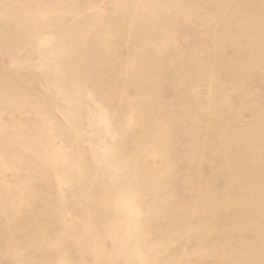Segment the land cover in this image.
I'll return each instance as SVG.
<instances>
[{
    "label": "bare ground",
    "instance_id": "bare-ground-1",
    "mask_svg": "<svg viewBox=\"0 0 264 264\" xmlns=\"http://www.w3.org/2000/svg\"><path fill=\"white\" fill-rule=\"evenodd\" d=\"M19 1L27 11L26 21L16 30L0 28V45L12 57L27 50L28 44L40 49L38 61L44 72L39 78L56 86L48 102L58 105L62 116L76 127L82 118L96 120L107 129L111 143L105 146L104 158L99 154L86 174L70 157L72 151H61L52 143L54 138L45 127L29 132L27 123L17 118L16 113L24 109L39 111L43 102L22 95L23 84L12 72L1 69L0 104L5 109L0 113V157H9L4 153L7 144L18 142L32 153L44 150L43 163L31 160L32 172L50 187L67 185L69 195L56 191L44 198L41 191L32 190V178L18 180L16 191L11 187L0 190V249H14L17 240L34 243L28 264H167L174 259L166 253L167 241L189 220L195 224L192 233H218L219 250L238 264H264V241L252 240L257 226L253 220L246 221L264 197L256 189L251 191L257 194L247 190L252 179L251 185H264V149L254 141L257 124L256 137L260 132L264 135V94L254 90L264 91L260 79L264 0H256L259 5H252L251 0H227L223 7L215 6L214 0H44L45 5L40 0ZM100 1L105 3L103 13L96 10ZM138 11L146 13L137 19ZM214 11L221 13L218 20L210 16ZM94 31L96 39L92 40ZM181 31L186 32L185 41ZM53 32L60 37L54 38ZM39 33L48 36L50 44ZM106 34L104 45L109 51L98 48V35ZM193 34L196 41H187ZM112 48L119 52L118 59L105 66L91 58L96 49V55L108 57L106 52ZM28 63L25 74L32 79V61ZM154 63L160 65L158 76L153 75ZM163 76L175 80L172 100L158 97L156 77ZM128 88L136 90L135 100L126 96ZM251 100L256 103L253 107ZM242 109H250L252 115L239 126ZM170 113L173 119L168 118ZM256 117L262 120L257 123ZM206 120L209 131L203 130ZM161 121L165 127L159 135L154 132ZM129 137L134 141L127 144ZM219 140H224L228 153L218 154ZM51 143L55 147L48 155ZM210 152L224 168L219 162H208ZM150 158L153 163L148 165ZM233 159L237 164H232ZM241 159L242 164L238 163ZM213 172L219 176L211 177ZM213 187L226 195L211 197L208 191ZM69 213L71 219L65 215ZM17 215L29 218L26 227L19 225ZM224 217L228 223L221 230L215 222ZM235 229L238 242L229 239ZM105 243L111 249H105ZM234 251L236 256H232ZM44 253L57 260H42ZM3 256L0 253V259ZM219 257H211L210 263L222 264Z\"/></svg>",
    "mask_w": 264,
    "mask_h": 264
},
{
    "label": "rangeland",
    "instance_id": "rangeland-1",
    "mask_svg": "<svg viewBox=\"0 0 264 264\" xmlns=\"http://www.w3.org/2000/svg\"><path fill=\"white\" fill-rule=\"evenodd\" d=\"M226 1L227 0H214V5L217 7H223ZM39 2L42 5H45L44 0H40ZM255 2L256 0H251L252 5L253 4L259 5V3H255ZM96 10L98 12L103 13L105 10V3L103 1L98 2L96 5ZM145 13H146L145 11H138V15L136 16V18L138 19L141 16H144ZM32 14L37 15V12L32 11ZM27 15L28 14H27L25 7H23V3L20 2L19 0H0V28L6 29L9 27L10 29L16 30L17 26L21 25L23 21H26ZM133 15H134V12L132 13V16ZM220 15L221 13L218 11H214L213 13L210 14V16H213L214 19L216 20L219 19ZM258 17L260 18L259 13H258ZM7 18L9 19V22ZM57 22H60V21L57 20ZM7 23H10V25L6 26ZM141 27L146 28L144 25ZM190 31L192 30L190 29ZM7 32H8V35L12 33L9 31ZM181 33L182 34L180 35L182 36V39L185 41L186 36L183 37V35L186 34V32L181 31ZM1 36L2 37L6 36L5 32H2ZM38 36L40 37V39L41 37H43V39L46 40L47 43L50 44L51 41L49 42L48 36H45V35L42 36V33H39ZM52 36L54 38L55 36L60 37V34L57 32L55 34L53 32ZM108 36L109 35L107 34L106 36L98 35V39H99L98 48L99 49H102L105 51L110 50V48L107 45H104V40ZM101 37H102V40H101ZM93 38L96 39V31H94L92 34V40ZM196 39H197L196 35L193 34L187 39V41L195 42ZM113 40L117 42V38H114ZM181 40L180 42H182ZM94 45L95 43H91V46H94ZM26 48L27 50L22 49L19 55L12 57L10 56V53L8 52V50L5 49L4 46L0 45V70L4 69V71L12 72L14 79L23 84L24 89H23L22 95L27 96L28 99L31 101H33L34 99H40L43 102V107L39 111L35 112L31 110L30 108L24 109L21 112L16 113V116L20 121L27 123L28 127H26V129L29 132H32L34 128L38 126L45 127L47 134L50 135L52 138H54V141L52 143L55 142L56 147H59L61 151L67 150L68 153L72 151L73 154L72 155L70 154V157H73L75 160H77L79 166L82 169H85L86 174H87V169L89 167H92V165L96 163L99 157V154H100L101 160L104 158V155L102 153L105 151V146L107 143H111V141H109L110 140L109 133L107 129L104 126H100V124L96 120L89 122V120L86 118L85 119L82 118L81 119L82 124L80 125V127H79V124H78V127H76L74 124L68 121L64 115L62 116V112L57 108L58 105H55L54 103L53 105H51L50 102H48L53 96L52 94L56 93V89H55L56 86L48 82L47 79L44 80L42 78H39L42 75V72H44V69L41 67L40 62L38 61L41 58V54H42L41 50L36 48L34 44H28ZM190 48H192V46ZM96 50L91 53V58L93 60H96V62L103 64L104 66L107 65V63H111V59L113 60L118 59L119 52L117 51V53H115L113 51V48L111 49L110 53L106 52V54H109V56L105 58L101 57L100 55H96ZM68 52L69 51H67V53ZM197 55H199L202 58V53H198L197 51ZM28 60L32 61V63L30 64L31 66H33V78L32 79L28 76V74H25L26 66L29 64ZM89 60L91 59L89 58ZM157 67H160V65H158L157 63H154L155 72L153 75H156V76H158V74H161L160 72L156 71ZM249 69H251V67H249ZM156 79L159 80L156 83V88H157L156 91L159 93L158 97L160 101L161 100L163 101L172 100L175 94L174 87H173V84H176L175 80L168 79L165 76L160 77V78L156 77ZM260 79L264 82V71ZM209 80H210V77H209ZM128 89L131 91L127 90L126 96L130 97L129 99L131 100H135L132 97L136 96V92H135L136 90L131 89V88H128ZM160 90H161V93H160ZM254 90H256L255 93L264 94V91L260 88L254 87ZM251 102L253 103H250V107H253L256 105L255 100H251ZM169 105L170 103L167 102V107ZM2 109H5V105L0 104V113L4 112ZM165 110H163L162 112H164ZM109 112L111 114L116 115V113L112 109ZM173 114L174 113L168 114V118L173 119ZM240 114H241V122L239 123V126L242 125V122L246 123V121L250 120L252 111L250 109L249 110L242 109V111H240ZM119 117H120V122H122L121 113ZM254 120L257 122V120H262V118L256 117L254 118ZM178 121L181 123H184L182 118H180ZM148 123H149V120H148ZM257 126L259 127L258 124ZM164 127H165V121H161L159 130H157V132L155 130L154 133L156 134L158 133L159 135L162 134L164 132V129L163 130L161 129ZM258 127H256V130L254 132V141H255V144L258 143L260 145L261 149H264V135L260 132V136L256 137ZM203 130L209 131L207 120L204 122ZM218 131H220L219 128H218ZM93 132L94 133L98 132L99 136L92 134ZM150 133L154 135L153 132L150 131ZM222 135H223V138L227 137L226 135H224V133H222ZM56 137L58 138L56 139ZM58 141H61V142H58ZM133 141L134 140L131 137H129L126 139L125 142L127 144H130ZM173 141H174V137H173ZM52 143L50 147L48 148V150L46 151L48 155L52 152L53 147H55V144L53 145ZM218 143H219L218 154L224 155L228 153V151L226 150L227 148H226V143L224 142V140H219ZM4 145L5 144H3L2 146L4 147ZM42 151L44 152V150ZM42 151L36 152V153L29 152L27 148L24 146V144L21 142H18V144L16 145L7 144V151L4 153H8L9 157L7 156L0 157V190H2L3 188L11 187L13 188L14 191H16V189L18 188V185H15V183L18 180H23L24 178L25 179L32 178L35 182V186L32 187V190L41 191L42 197L44 198H46V194H48L49 197H53L56 194V191H61V192L64 191L67 195H69L67 191L68 190L67 185H64V184L59 185V184H55L52 182L54 185L50 187L48 183H42L43 179L40 180L37 174L32 172L33 167L30 166V162L32 159H37L43 163L45 153H42ZM4 158L7 159V161H3ZM18 158H21L20 162L22 161V163L18 161ZM15 160L18 162H16ZM242 161L243 160L241 159L240 161H238V163L242 164L241 163ZM208 162L211 165H215V163L219 162L220 166L224 168L223 162L219 158L218 159L214 158L212 152L209 153ZM148 163H149L148 165H151V163H153L151 158L148 159ZM232 164H237L235 159L232 160ZM247 168H249V165L247 166ZM233 171L237 175V171L235 170L234 166H233ZM87 176L88 175H86V177ZM91 176L93 175H89L88 177L90 178ZM210 176L218 177L219 172L218 173L213 172ZM223 176H224V180L227 181V179L225 178V173ZM252 182H253V179L250 181V183ZM250 183H249L247 190L251 191L252 189H256L259 193L264 194L263 184L261 185L259 182H256L257 186H253ZM251 192H254V191H251ZM208 193L213 198L218 197L219 194L226 195L225 191L221 189L219 190L216 188H214L213 190L210 189ZM162 194L165 195V189L162 190ZM206 204L207 205L211 204V198L206 200ZM0 208H2V205H0ZM14 214H17V213H14ZM65 215L68 216V219H71L73 217L72 213L65 214ZM16 219L19 222V225H22L23 227H26L27 223L29 222V218L26 217V215H17ZM263 219H264V197L260 201L259 205L256 206V208L251 212V215L246 220V221H249V220L255 221L254 224H256L257 226V231L254 232L253 230L252 234L250 235V236L253 235L254 239L252 240H255L254 242L264 241ZM227 223H228V217H224L221 220H217L215 222V225H218L219 226L218 228H221L223 227V224H227ZM235 225L237 227L236 223ZM245 225L246 223L243 222L242 223L243 230H247V226ZM194 226L195 224H193L189 220H185V228L181 230V232L176 237L172 236L170 240L167 241L168 242L167 245L169 244V248L166 253H170L174 255V259L168 262L167 264H172L173 262L174 264H182L186 261H190V262L185 263V264H211L210 263L211 257L217 258V256H220L219 260L220 262L222 261V264H232V263L238 264L236 262V259L229 256L225 250L224 251L219 250L221 245L218 243V240H217L218 233L212 232L210 235H207V236L200 235L199 231H195L194 233H192V229L194 228ZM234 231H235V234L233 232L230 235L232 236V238H229L233 241L238 240L236 236V229ZM239 241H244V240H239ZM226 242H227V239H226ZM226 242H223V243L225 244ZM235 242H238V241H235ZM151 244H152V241H150L147 245H151ZM243 245L244 244H241V249L243 248ZM104 246H105V249L107 250L111 249V247L107 245L106 243L104 244ZM34 248H35V245L32 242L28 244V243H24L23 241L17 240L16 246L14 249L9 250L6 248L7 250L6 252L0 249V253L4 255L0 259V262H1L0 264H28V253ZM117 248L118 247H115V249ZM210 248H212V252L208 253V250ZM46 250L47 248L45 249V251ZM254 251L257 253L258 250L256 249ZM232 256H236L235 251ZM86 258H88V256ZM82 259H84V257ZM42 260H45L48 263H54L57 260V258L47 253H44V258ZM87 264H92V262L89 261Z\"/></svg>",
    "mask_w": 264,
    "mask_h": 264
}]
</instances>
